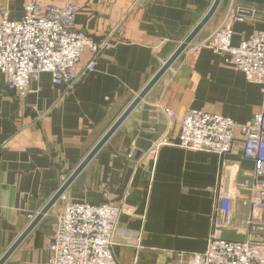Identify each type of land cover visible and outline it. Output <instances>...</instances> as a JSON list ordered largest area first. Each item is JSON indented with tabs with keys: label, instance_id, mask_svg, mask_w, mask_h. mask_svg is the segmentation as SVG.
<instances>
[{
	"label": "crops",
	"instance_id": "0c3cea01",
	"mask_svg": "<svg viewBox=\"0 0 264 264\" xmlns=\"http://www.w3.org/2000/svg\"><path fill=\"white\" fill-rule=\"evenodd\" d=\"M30 0H0V19L24 15ZM215 0H42L74 3L75 30L105 44L96 70L73 89L50 74L21 97L0 72V259L99 144L165 62L203 20ZM250 13L234 25L233 46L264 32V0H222L216 13L76 178L6 264H49V247L67 202L121 205L114 255L122 264H181L202 254L215 232L216 193H241L254 164L236 150L220 157L177 146L149 153L159 136L177 143L190 110L238 123L264 112L259 84L246 80L209 49L192 50L223 22L231 7ZM91 60L85 53L78 69ZM234 223L249 207L236 194ZM243 197V196H242ZM223 237H237L222 232ZM137 237L140 240L136 239ZM242 238L238 236V238Z\"/></svg>",
	"mask_w": 264,
	"mask_h": 264
},
{
	"label": "built area",
	"instance_id": "2783aa9c",
	"mask_svg": "<svg viewBox=\"0 0 264 264\" xmlns=\"http://www.w3.org/2000/svg\"><path fill=\"white\" fill-rule=\"evenodd\" d=\"M41 2H26L18 21H11L7 13L0 19V72L8 88L21 97L42 74H50L56 86L75 88L96 70L97 58L105 47L75 30L79 13L76 4L44 6ZM249 13L246 6L231 7L222 24L192 50L205 48L224 54L228 64L247 81L262 87L264 95V32H255L238 47L232 45L234 25L244 22ZM87 52L91 60L78 69ZM163 112L171 120L180 121L178 142L159 136L150 154L156 155L165 145L220 157L240 150L243 158L254 164L252 176L238 187L241 193H236L249 207L242 225L234 223L236 194L216 193L215 232L206 252L191 254L186 264H264V112L244 124L201 110H190L181 119L173 110ZM121 212L116 202L100 206L67 202L49 247V264H122L114 255ZM223 231L237 237H223ZM178 256L183 264L185 255Z\"/></svg>",
	"mask_w": 264,
	"mask_h": 264
},
{
	"label": "water",
	"instance_id": "95a60500",
	"mask_svg": "<svg viewBox=\"0 0 264 264\" xmlns=\"http://www.w3.org/2000/svg\"><path fill=\"white\" fill-rule=\"evenodd\" d=\"M222 0H215L214 4L210 8L209 12L203 18V20L196 26L193 32L188 36V38L178 47L174 54L165 62L159 72L154 76L146 88L139 94L136 100L129 106L126 112L119 118V120L114 124V126L109 130V132L104 136V138L99 142V144L93 149V151L87 156V158L82 162V164L75 170L71 177L64 183L60 190L55 194V196L50 200V202L45 206V208L35 217L28 228L22 233V235L15 241V243L10 247V249L5 253V255L0 259V264H6L15 251L21 246L29 234L36 228V226L41 222V220L48 214L51 209L59 202L63 197L68 188L76 180V178L82 173L90 161L96 156L100 149L107 143L111 136L119 129L123 122L128 118V116L134 111V109L141 103L142 99L149 93V91L157 84V82L163 77V75L172 67L176 60L186 51V49L192 44L196 39L201 30L206 26V24L211 20V18L216 13Z\"/></svg>",
	"mask_w": 264,
	"mask_h": 264
}]
</instances>
